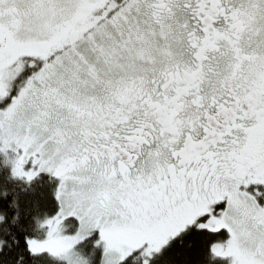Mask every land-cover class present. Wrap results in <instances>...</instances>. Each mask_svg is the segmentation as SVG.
<instances>
[{"label": "snow or ice", "instance_id": "1", "mask_svg": "<svg viewBox=\"0 0 264 264\" xmlns=\"http://www.w3.org/2000/svg\"><path fill=\"white\" fill-rule=\"evenodd\" d=\"M0 264H264V0H0Z\"/></svg>", "mask_w": 264, "mask_h": 264}]
</instances>
